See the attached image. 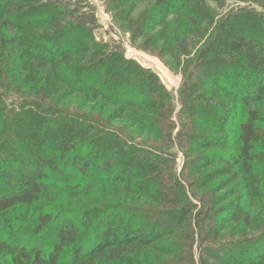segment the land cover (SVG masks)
Instances as JSON below:
<instances>
[{"label": "trees", "instance_id": "1", "mask_svg": "<svg viewBox=\"0 0 264 264\" xmlns=\"http://www.w3.org/2000/svg\"><path fill=\"white\" fill-rule=\"evenodd\" d=\"M110 6L177 95L85 0H0V264H264V0Z\"/></svg>", "mask_w": 264, "mask_h": 264}, {"label": "rangeland", "instance_id": "2", "mask_svg": "<svg viewBox=\"0 0 264 264\" xmlns=\"http://www.w3.org/2000/svg\"><path fill=\"white\" fill-rule=\"evenodd\" d=\"M85 1L88 3V5L93 6L95 8L96 17H97L99 26L101 27V29L99 30L100 31L99 33L103 34L104 38L108 39L109 36H112L115 39L119 40L123 45L126 57L132 58L138 61L144 67L150 68L153 71H155L159 75L163 83L167 86V88L169 90H172L173 94L177 95L178 88L182 81L181 73L172 71L161 58L147 51H143L131 43L130 35L120 30L119 27L113 21V17H112L113 12L112 10H110L111 9L110 0H85ZM147 4H148L147 1L143 3H139L138 8H137V13L142 11L147 6ZM175 152L177 154L176 155L177 170H180L183 164V152L180 151L178 148L175 150ZM83 185L77 189H72V188L64 189L65 193L63 197V204L66 207L71 208L74 206L76 201L72 202V199H71L72 196H74L75 194L81 195L82 193L86 191L88 192L93 187L92 186L90 188L83 189ZM194 203H196V201H194ZM197 204L199 205L198 202ZM259 211L264 213V209L259 208ZM238 233L240 234V228L234 226V229H233V226L229 224L227 226V229L224 230L222 236L220 237V240L210 242L208 243V245L216 244L215 246H218L219 242L227 241L231 238H234L235 236L238 235ZM6 234H3L2 232H0V237L5 238ZM34 240L35 239H33V241ZM200 240L201 239H198V241H195L194 243V251L196 252L197 256H200V253H203L200 248L201 247L203 248L204 245L203 244L200 245ZM205 257L208 258L209 256L205 255Z\"/></svg>", "mask_w": 264, "mask_h": 264}]
</instances>
